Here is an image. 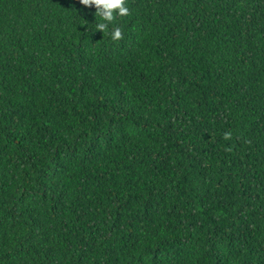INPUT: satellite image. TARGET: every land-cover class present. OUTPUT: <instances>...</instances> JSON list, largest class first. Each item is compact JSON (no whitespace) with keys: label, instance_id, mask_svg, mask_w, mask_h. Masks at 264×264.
Returning a JSON list of instances; mask_svg holds the SVG:
<instances>
[{"label":"trees","instance_id":"obj_1","mask_svg":"<svg viewBox=\"0 0 264 264\" xmlns=\"http://www.w3.org/2000/svg\"><path fill=\"white\" fill-rule=\"evenodd\" d=\"M126 6L0 0V264H264V0Z\"/></svg>","mask_w":264,"mask_h":264},{"label":"clouds","instance_id":"obj_2","mask_svg":"<svg viewBox=\"0 0 264 264\" xmlns=\"http://www.w3.org/2000/svg\"><path fill=\"white\" fill-rule=\"evenodd\" d=\"M79 3L86 8H95V15L99 16L104 22L97 23L96 29L101 33H107L109 24H111L116 15L127 16L129 15V9L126 6L127 0H79ZM113 40H120L123 37L121 28L115 27L111 33ZM232 138L231 132H225L223 134L224 140H230ZM230 151L231 149H226Z\"/></svg>","mask_w":264,"mask_h":264}]
</instances>
